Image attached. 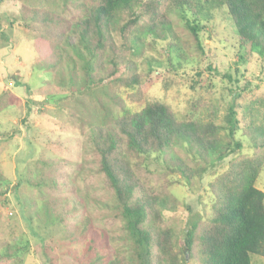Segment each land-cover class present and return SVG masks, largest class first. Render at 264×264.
Listing matches in <instances>:
<instances>
[{
  "label": "trees",
  "instance_id": "1",
  "mask_svg": "<svg viewBox=\"0 0 264 264\" xmlns=\"http://www.w3.org/2000/svg\"><path fill=\"white\" fill-rule=\"evenodd\" d=\"M19 1L17 24L32 35L38 54L33 71L43 75L45 90L41 86L32 95L17 75L7 79L25 89L27 100L39 107L55 99L66 121L79 124L83 146L89 151L85 154L89 165H78L82 175H74L86 190L80 191L79 198L76 185L63 175L65 161L44 160L49 169L38 180L27 181L55 197L39 193L44 218L73 224L60 234L82 245L80 254L72 253L76 263L186 264L188 254L198 264H251L252 255L264 257V193L255 185L264 164L263 96L250 95L237 106L240 91L250 90L246 82L229 91L232 101L220 122L218 108L201 100L190 102L191 112L178 119L169 104L146 98L142 75L131 58L133 52L151 47L155 38H169L168 52L191 44L202 52L199 34L211 25L214 11L223 10L242 50L239 58L264 60V0ZM58 1L63 6L60 12ZM7 22L12 28L14 23ZM176 25L188 40H180ZM98 92L102 95L96 96ZM86 95L92 98L89 110L82 99L75 101ZM17 99L1 92L0 112L13 107ZM67 99L76 102L74 112L79 113L66 107ZM200 107L206 114L194 119ZM27 109L29 114L31 108ZM239 110L246 125H239ZM55 115L57 123L63 124L58 111ZM239 130L255 150L251 156L240 155ZM180 142L184 160L174 150ZM159 158L163 169L158 171L150 165L159 163ZM227 158L226 170L207 184L208 217L195 216L182 224L174 216H165L174 214L180 204L170 193L173 185L190 186ZM4 184L7 179L0 172V187ZM94 185L107 192L110 203L107 197L90 199L88 191ZM64 193L71 197H62ZM25 245L17 240L11 247L7 243L0 264L9 258L21 260L22 253L28 252Z\"/></svg>",
  "mask_w": 264,
  "mask_h": 264
},
{
  "label": "rangeland",
  "instance_id": "2",
  "mask_svg": "<svg viewBox=\"0 0 264 264\" xmlns=\"http://www.w3.org/2000/svg\"><path fill=\"white\" fill-rule=\"evenodd\" d=\"M59 3L60 1L57 12L63 8ZM20 4L19 0H0V45L6 46L0 48V93L7 91L18 98L13 107L0 112V172L7 179V184L0 187V252L7 249V243L11 247L17 240L21 245L26 244L28 252L22 253L21 260L9 258L5 264H77L72 253L75 251L80 254L82 245L69 242L60 234L73 224L69 220L59 223L44 218L43 201L40 200L39 193L47 195L46 198L55 197L48 189L43 190L42 186L37 189L27 181L38 180L43 175V170L49 169L42 164L44 160L65 161L68 166L64 168L63 175H67L71 184L76 185V195L80 197V191L85 187L81 179H75L74 175H82L83 170H78V165H89V156H86L89 151L83 146L84 138L79 124L74 120L66 121L68 117L54 105L55 99L51 104L39 107L27 100L25 89L7 79L10 74L23 79L30 87L29 94H38L37 90L45 85L41 78L43 75L33 71V63L38 59V54L32 35L17 24ZM213 17L211 25L199 34L202 52L195 50L192 44L186 49L181 47L179 52L174 49L168 52L169 38H155L150 41L151 47L136 54L133 52L131 56L138 66V73L142 75L140 80L146 98L169 104L178 119L191 112L188 111L190 102L201 100L218 108L220 122L232 101L229 91L242 88L246 82L250 83V90L240 91V98L235 101L237 106L243 105L246 99L249 100L250 95L252 98L259 95L264 98V60H256L251 56L241 60L239 57L242 50L236 43L226 13L216 10ZM8 20L14 23L12 28L9 27ZM176 26L178 30L175 28V31L179 33L180 40H188V35L183 29ZM148 71L152 73L146 77L144 74ZM197 82L198 84H194ZM95 95L101 96L102 93ZM81 99L89 110L91 96L77 97L75 101ZM66 101V107L74 109L71 110L72 113H79L74 112L77 105L74 100ZM27 107L31 108L29 114ZM55 111L60 114L58 119L63 124L57 123ZM201 112L202 115L206 114L200 107L193 118H198ZM241 113L239 110V125L243 126L247 121L242 120ZM236 136L242 140L240 155L254 154L255 150L248 144L247 139L241 137V130ZM182 144L178 143L174 150L176 155L184 160ZM228 159L230 158L214 164L202 180L190 186L183 182L173 185L169 189L170 193L180 204L174 214L166 213L165 216H174L182 224L188 219L193 221L195 216L203 219L208 217L211 196L207 184L214 176L226 170ZM150 166L158 171L162 170V158H159V163H151ZM255 185L264 193V164ZM88 193L90 199L103 201L107 197L106 201L111 202L109 196H106L107 192L100 188V185L92 186ZM64 196L71 197L67 193L62 195ZM33 202L36 203L34 207ZM77 215L81 216L80 213ZM110 245L112 247L114 244ZM106 253L107 251H104V254ZM185 259L186 264H198L195 259H189L188 254ZM251 264H264V257L252 255Z\"/></svg>",
  "mask_w": 264,
  "mask_h": 264
}]
</instances>
